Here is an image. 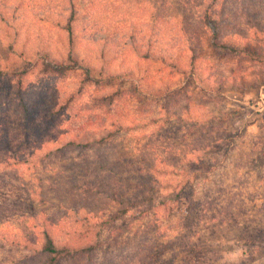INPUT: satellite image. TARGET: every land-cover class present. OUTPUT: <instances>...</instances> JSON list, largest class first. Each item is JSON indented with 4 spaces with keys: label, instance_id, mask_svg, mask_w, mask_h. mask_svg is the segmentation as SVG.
Returning a JSON list of instances; mask_svg holds the SVG:
<instances>
[{
    "label": "rangeland",
    "instance_id": "1",
    "mask_svg": "<svg viewBox=\"0 0 264 264\" xmlns=\"http://www.w3.org/2000/svg\"><path fill=\"white\" fill-rule=\"evenodd\" d=\"M68 1L0 0V264H264V0Z\"/></svg>",
    "mask_w": 264,
    "mask_h": 264
},
{
    "label": "trees",
    "instance_id": "2",
    "mask_svg": "<svg viewBox=\"0 0 264 264\" xmlns=\"http://www.w3.org/2000/svg\"><path fill=\"white\" fill-rule=\"evenodd\" d=\"M81 1V0H80ZM69 4L72 2V0L68 1ZM72 7V6H71ZM201 27L202 29H207L210 31H214L213 30V25H211V22L208 20L209 16L207 15L205 18H201ZM207 21V22H206ZM66 30L69 31L70 33V26L69 23H66ZM111 133H107L104 136H97L96 140L94 139L95 137H91V136H87V137H83L82 140H79V137H81V134L77 135L75 137L74 140H69L67 142L68 145H84V146H88L90 145V143H101L102 140H105L104 138H107L108 136H110ZM98 192L104 194L106 193L105 191L102 190H98ZM124 214L122 211L120 212V214ZM61 246V247H60ZM37 252L39 251L40 255H38L40 258L42 257H46V260H44V264H61L62 262V258H66L67 256H69L70 250L71 248H67L59 243L56 242L55 238L51 236L50 233H48L47 231L43 232V241L41 243V245H39V247L36 248ZM86 249L83 247H76L74 249V252H85Z\"/></svg>",
    "mask_w": 264,
    "mask_h": 264
}]
</instances>
